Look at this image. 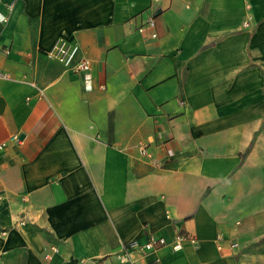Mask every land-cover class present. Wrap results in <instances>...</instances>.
<instances>
[{
	"label": "crops",
	"instance_id": "0c3cea01",
	"mask_svg": "<svg viewBox=\"0 0 264 264\" xmlns=\"http://www.w3.org/2000/svg\"><path fill=\"white\" fill-rule=\"evenodd\" d=\"M6 1L0 264H264V0Z\"/></svg>",
	"mask_w": 264,
	"mask_h": 264
},
{
	"label": "built area",
	"instance_id": "2783aa9c",
	"mask_svg": "<svg viewBox=\"0 0 264 264\" xmlns=\"http://www.w3.org/2000/svg\"><path fill=\"white\" fill-rule=\"evenodd\" d=\"M18 1L19 0H7L5 2V11L7 14L14 10L15 4ZM1 20L5 21L6 17H1ZM3 52L7 56L9 55L10 51L8 49H4ZM78 52L79 47L77 44L68 42L63 39H58L48 50L45 51V54L49 59L55 60L60 63L64 67V69L81 74L84 76L85 79H87L88 73L90 71V64L86 59H79ZM7 79H9V76L6 73L0 71V80ZM9 140L12 142L17 141V136L12 135L9 137ZM4 146L5 144L2 143L0 145V148ZM184 240L195 242V239L193 237L177 236L175 238L173 249H179L181 246V242ZM164 245H166V241L162 237H155L153 235H149L143 243H139L136 240L130 241L125 245L124 249L120 253H117L115 255V257L120 263H133V261L136 259V253H146ZM52 252L56 253L58 252V250L55 247H52ZM84 263L85 260L80 259L72 264ZM60 264H71L70 257L66 254H61Z\"/></svg>",
	"mask_w": 264,
	"mask_h": 264
}]
</instances>
